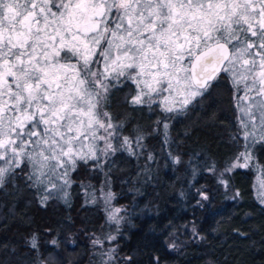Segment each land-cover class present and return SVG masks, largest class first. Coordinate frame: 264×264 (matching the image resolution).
<instances>
[{
  "label": "snow or ice",
  "instance_id": "1",
  "mask_svg": "<svg viewBox=\"0 0 264 264\" xmlns=\"http://www.w3.org/2000/svg\"><path fill=\"white\" fill-rule=\"evenodd\" d=\"M224 81L243 141L232 171L264 147V0H0V192L21 177L46 205L80 164L136 155L142 136H123L108 110L125 86L130 106L171 119Z\"/></svg>",
  "mask_w": 264,
  "mask_h": 264
},
{
  "label": "trees",
  "instance_id": "2",
  "mask_svg": "<svg viewBox=\"0 0 264 264\" xmlns=\"http://www.w3.org/2000/svg\"><path fill=\"white\" fill-rule=\"evenodd\" d=\"M128 90H117L108 110L123 136H142L137 154L119 151L102 168L80 164L69 173L67 195L46 205L17 177L0 192V264H92V241L107 232L114 264H264V205L255 193L264 147L256 145L248 168L217 172L241 148L227 81L171 119L130 106ZM116 208L118 224L109 218Z\"/></svg>",
  "mask_w": 264,
  "mask_h": 264
},
{
  "label": "rangeland",
  "instance_id": "3",
  "mask_svg": "<svg viewBox=\"0 0 264 264\" xmlns=\"http://www.w3.org/2000/svg\"><path fill=\"white\" fill-rule=\"evenodd\" d=\"M125 87H127V86H125ZM128 88V87H127ZM131 92V90H130V88H129V90L127 91V92H125V94H124V96L126 95V96H129L130 93ZM115 93H116V91H115ZM114 93V94H115ZM230 95H231V97H232V92H230ZM147 112H157V113H160L162 116H164V117H166V115L164 114V113H162L158 108H154V109H152V110H149L148 108H144ZM232 111L234 112V114H235V119H234V114H233V116H232V118H233V120H235L234 121V124H235V126L237 127V112H236V110H235V108L234 109H232ZM168 125H170V122L169 121H167L166 122ZM237 128H236V132H237ZM234 140H237V139H234ZM237 141H239L240 142V145H242L241 144V142L243 143V141L242 140H237ZM242 150V148H240V149H238V151H237V153L239 152V151H241ZM237 153L235 154V156L232 158V160L229 162V164L227 165V167L224 169V170H222V171H217L219 174H223V173H226V172H233V171H235V170H237V169H246V168H248L250 165H252L253 163V160L252 161H250L249 162V164H248V166L247 167H238V168H235L234 170H232V171H226V169L228 168V166L232 163V161L235 159V157H236V155H237ZM256 171H257V176H256V183H255V193H256V197H257V199L264 205V202H262V199H264V187H262L261 186V184H262V182H264V176H262V174H261V171H260V169L258 168V169H256ZM195 233L193 232V229H192V235H194ZM196 235V234H195ZM109 236H111V237H114L110 232H107L106 234H100V235H97L93 240H95V239H99L100 241H102V244H103V246L101 247L100 245H94L93 244V241H92V244H93V247H94V254H95V257H94V259H93V262H92V264H102V261H107L108 260V257L105 255V253H107V252H112V255H113V257H114V247H113V244H112V241H113V239H108V237ZM115 263V257H114V259H112L110 262H109V264H114Z\"/></svg>",
  "mask_w": 264,
  "mask_h": 264
},
{
  "label": "water",
  "instance_id": "4",
  "mask_svg": "<svg viewBox=\"0 0 264 264\" xmlns=\"http://www.w3.org/2000/svg\"><path fill=\"white\" fill-rule=\"evenodd\" d=\"M198 71H199V69H198Z\"/></svg>",
  "mask_w": 264,
  "mask_h": 264
}]
</instances>
